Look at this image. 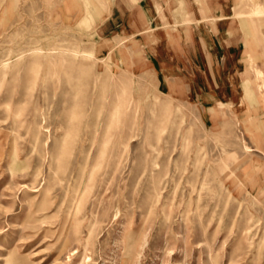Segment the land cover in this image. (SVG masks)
Masks as SVG:
<instances>
[{"label": "rangeland", "instance_id": "1", "mask_svg": "<svg viewBox=\"0 0 264 264\" xmlns=\"http://www.w3.org/2000/svg\"><path fill=\"white\" fill-rule=\"evenodd\" d=\"M254 1L0 0V264H264Z\"/></svg>", "mask_w": 264, "mask_h": 264}, {"label": "bare ground", "instance_id": "2", "mask_svg": "<svg viewBox=\"0 0 264 264\" xmlns=\"http://www.w3.org/2000/svg\"><path fill=\"white\" fill-rule=\"evenodd\" d=\"M86 1H88V0H86ZM104 1H105V0H104ZM243 1H244V3H245L246 6L248 5V6L250 7L251 12H256V11H258V10L260 9V8H259L260 5H257V3H255L254 0H243ZM85 4H86V3H85ZM245 5H244V7H246ZM249 7H248V8H249ZM246 8H247V7H246ZM247 12H248V10H247ZM244 13H245V12H244ZM240 14H243V13L240 12ZM245 14H246V13H245ZM245 14H244V15H245ZM248 14H249V13H248ZM259 15H262V14H259ZM260 18H261V16H260ZM253 21H254V20H253ZM256 24H257V23H256ZM63 43H64V42H63ZM33 50H35V51L37 50V51H38L39 48H36V49H33ZM40 52H41V51H40ZM72 53H73V52H72ZM78 54H79V53H78ZM248 156H249V155H248ZM232 157H233V156H232ZM239 164H240V163H239ZM80 170H81V169H80ZM81 173H82V172H81ZM228 173H230V172H228ZM76 174H77V173H76ZM76 177H77V176H76ZM74 182H75V181H74ZM74 182H73V183H74ZM70 183H71V182H70ZM73 183H72V184H73ZM76 184H77V183H76ZM76 184L74 183V184L72 185V187H73L74 189H75ZM83 185H84V184H83ZM32 187H33V186H32ZM67 187H68V185H67ZM83 187H84V186H83ZM68 188H69V187H68ZM70 188H71V187H70ZM73 188H72V189H73ZM64 189H65V188H64ZM74 189H73V190H74ZM87 189H88V188H87ZM89 189H90V188H89ZM89 189H88V190H89ZM88 190H87V191H88ZM40 191H41V190H40ZM71 191H72V190H71ZM74 191H76V190H74ZM79 191H81V190H79ZM45 192H47V190H46ZM68 192H69V191H68ZM40 193H41V192H40ZM66 193H67V192H66ZM81 193H82V192H81ZM85 193H86V192H85ZM68 194H69V193H68ZM83 194H84V193H83ZM66 195H67V194H66ZM72 195H73V194H72ZM74 195H75V194H74ZM77 195H78V192H77ZM43 196H44V195H43ZM46 196H47V195H46ZM46 196H45V197H46ZM81 196H84V195H81ZM68 197H69V195H68ZM70 197H71V196H70ZM78 197H79V196H78ZM84 197H85V196H84ZM47 198H48V197H47ZM36 199H37V198H36ZM38 199H39V198H38ZM70 199H71V198H70ZM81 199H82V198H81ZM84 199H85V198H84ZM76 200H77V199H76ZM33 201H35V199H33ZM71 201H73V200H71ZM42 202H43V201L41 200V203H42ZM68 202H69V200H68ZM81 202L83 203V200H81ZM29 203H30V202H29ZM44 203H45V202H44ZM44 203H43V204H44ZM82 203H79L80 206L82 205ZM76 204H77V203H76ZM29 205H30V204H29ZM29 205H28V207H29ZM44 205H45V204H44ZM48 205H49V204H48ZM68 205H70V204H68ZM74 205H75V202H74ZM37 206H38V204H37ZM46 207H47V206H46ZM48 207H50V206H48ZM42 209H43V208H42V205H39V206L37 207V210H38V211L41 210L40 212H42ZM29 210H30V208H29ZM29 210H28V211H29ZM29 212H30V211H29ZM29 212H28V213H29ZM69 212H70V210H69ZM63 214H64V213H63ZM29 215H30V214H29ZM85 215H86V214H85ZM66 216H67V215H66ZM69 216H70V215H69ZM69 216H68V217H69ZM26 217H27V216H26ZM30 217H31V216H30ZM32 217H33V215H32ZM44 217H45V216H44ZM71 217H72V216H71ZM41 218H42V217H41ZM37 220H38V219H37ZM28 221H29V220H28ZM28 221H27V222H28ZM33 221H34V219H33ZM40 221H41V220H40ZM37 222H38V221H37ZM63 222H64V223H62V225H63V227H64V225L66 224L67 221L65 220V221H63ZM59 226H60V225H59ZM63 229H64V228H63ZM92 230H93V228H92ZM83 237H84V236H83ZM87 237H88V236H87ZM76 238H78V237H76ZM85 239H86V238H85ZM76 240H77V239H76ZM76 240H75V241H76ZM131 240H133V239H131ZM80 241H81V240H80ZM129 242H130V241H129ZM79 243H80V242H79ZM82 244H83V242H82ZM131 244H132V243H130V245H131ZM84 245H85V244H84ZM15 247H16V245H15ZM130 247H131V246H130ZM14 250H15V249H14ZM15 252H16V251H15ZM6 253H7V252H6ZM8 254H9V257L5 258V260H4V261H5V262H4L5 264H13V262H14V263H19V262H21V261H19V260H18V261H15V259L17 260V259L19 258L18 254H17L18 257H16V256L14 255V253H11V252H8ZM8 254H7V256H8ZM15 254H16V253H15ZM83 254H84V253H83ZM14 256H15L16 258H15ZM2 258H3V257H2ZM85 258H86V256L83 255V256H82L81 258H79V259H80L81 261H83ZM0 260H1V258H0ZM22 264H23V263H22Z\"/></svg>", "mask_w": 264, "mask_h": 264}, {"label": "crops", "instance_id": "3", "mask_svg": "<svg viewBox=\"0 0 264 264\" xmlns=\"http://www.w3.org/2000/svg\"><path fill=\"white\" fill-rule=\"evenodd\" d=\"M107 1H114V0H107ZM115 10H116V11H115ZM118 12H119L118 7L115 6V5H113L112 8H111V15H110L109 18H107V20L105 21V23H106L107 25L115 24L113 20H114L115 18H117V13H118ZM113 17H114V18H113ZM118 19H119V21H117V23H119V22L122 20V18L120 19V17H118ZM105 23H104V24H105Z\"/></svg>", "mask_w": 264, "mask_h": 264}]
</instances>
